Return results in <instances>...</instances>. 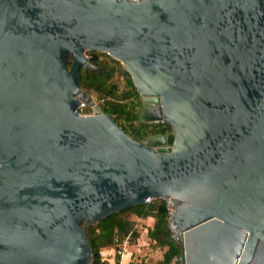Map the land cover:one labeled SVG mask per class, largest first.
Returning <instances> with one entry per match:
<instances>
[{
  "label": "water",
  "instance_id": "95a60500",
  "mask_svg": "<svg viewBox=\"0 0 264 264\" xmlns=\"http://www.w3.org/2000/svg\"><path fill=\"white\" fill-rule=\"evenodd\" d=\"M87 51L171 131L101 111ZM166 198L180 264H264V0H0V264H98L86 224Z\"/></svg>",
  "mask_w": 264,
  "mask_h": 264
},
{
  "label": "trees",
  "instance_id": "16d2710c",
  "mask_svg": "<svg viewBox=\"0 0 264 264\" xmlns=\"http://www.w3.org/2000/svg\"><path fill=\"white\" fill-rule=\"evenodd\" d=\"M91 62L99 71L80 70V87L87 90L94 98L101 111L114 118L122 130L132 139L143 142L155 134H163L171 130L170 125L161 121H143L140 117L141 96L137 91L130 74L123 64L105 52L87 51ZM71 64L69 57L68 67ZM122 80L120 85L119 78ZM94 94V95H93ZM85 113L92 109L86 106ZM153 218V225L146 226L148 237L147 253L134 259V264H180L178 259L183 247L176 241L169 227L168 206L165 199H153L135 206H129L115 216H108L90 227V234L97 246L98 264L100 252L116 245V238H122L132 231L134 241L140 236L135 227L137 219H141L143 227L145 219ZM161 250V257H149L154 250Z\"/></svg>",
  "mask_w": 264,
  "mask_h": 264
},
{
  "label": "built area",
  "instance_id": "2783aa9c",
  "mask_svg": "<svg viewBox=\"0 0 264 264\" xmlns=\"http://www.w3.org/2000/svg\"><path fill=\"white\" fill-rule=\"evenodd\" d=\"M138 1V0H136ZM88 106L87 103H80L78 107L76 108V114L78 115H86L89 113H85L84 109ZM151 200H148L146 202H149ZM167 206H168V220H169V227L172 232V236L176 241H179L178 238V230L176 225L173 224L172 222V214L174 211V202L170 198L165 199ZM116 245L112 246L110 248H106L105 250H102L100 252V264H123L122 260L125 255H130L132 256L131 253V246L134 243V238L132 231L127 233L124 237L122 238H116ZM129 264H134V259L129 261Z\"/></svg>",
  "mask_w": 264,
  "mask_h": 264
},
{
  "label": "crops",
  "instance_id": "0c3cea01",
  "mask_svg": "<svg viewBox=\"0 0 264 264\" xmlns=\"http://www.w3.org/2000/svg\"><path fill=\"white\" fill-rule=\"evenodd\" d=\"M137 221L140 222V221H143V220L137 219ZM144 221L148 222L146 224L147 226H152L153 225V218H151V217H148ZM139 232H140L139 238L136 239V241L134 242V244L130 248L132 256H130L129 254L125 255L123 257V260H122L123 264H129V261H131V259L133 260L137 256L147 253V247L143 246V245H148L147 228L144 227L143 230H139ZM144 237H146V238H144ZM152 254L153 253L148 254V255H149V257L153 258L154 260L160 258V257H155V255L153 256Z\"/></svg>",
  "mask_w": 264,
  "mask_h": 264
},
{
  "label": "rangeland",
  "instance_id": "374dc122",
  "mask_svg": "<svg viewBox=\"0 0 264 264\" xmlns=\"http://www.w3.org/2000/svg\"><path fill=\"white\" fill-rule=\"evenodd\" d=\"M119 78V81H120V85L122 86V80H121V78L120 77H118ZM94 95V94H93ZM93 97V96H92ZM94 99V98H93ZM90 107V106H89ZM92 109V108H91ZM92 113V112H91ZM90 114V113H89ZM148 222H145V224H144V226L143 227H141L140 226V224H141V221L139 222V221H137L136 222V225H135V227L136 228H138L139 230H143V228L144 227H146ZM144 238H146V237H144ZM148 238V237H147ZM148 240V239H147ZM135 242V241H134ZM180 242V241H179ZM134 244V243H133ZM143 246H145V247H147L148 248V246L147 245H143ZM105 250V249H104ZM143 253V252H142ZM153 254V256L155 255V257H161V250H159V249H157V250H154L153 252H152Z\"/></svg>",
  "mask_w": 264,
  "mask_h": 264
},
{
  "label": "flooded vegetation",
  "instance_id": "af4514ba",
  "mask_svg": "<svg viewBox=\"0 0 264 264\" xmlns=\"http://www.w3.org/2000/svg\"><path fill=\"white\" fill-rule=\"evenodd\" d=\"M141 105H142V103H141ZM171 131V130H170ZM170 131H168V132H170ZM168 132H166V133H168ZM155 135H157V134H155Z\"/></svg>",
  "mask_w": 264,
  "mask_h": 264
},
{
  "label": "bare ground",
  "instance_id": "6f19581e",
  "mask_svg": "<svg viewBox=\"0 0 264 264\" xmlns=\"http://www.w3.org/2000/svg\"><path fill=\"white\" fill-rule=\"evenodd\" d=\"M171 199V198H170Z\"/></svg>",
  "mask_w": 264,
  "mask_h": 264
}]
</instances>
